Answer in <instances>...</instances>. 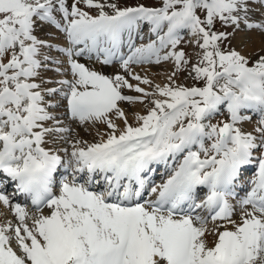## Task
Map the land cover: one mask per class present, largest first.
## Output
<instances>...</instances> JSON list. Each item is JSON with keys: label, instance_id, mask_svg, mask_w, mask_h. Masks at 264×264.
<instances>
[{"label": "snow or ice", "instance_id": "6c2138e0", "mask_svg": "<svg viewBox=\"0 0 264 264\" xmlns=\"http://www.w3.org/2000/svg\"><path fill=\"white\" fill-rule=\"evenodd\" d=\"M0 204V264H264V0H0Z\"/></svg>", "mask_w": 264, "mask_h": 264}, {"label": "rangeland", "instance_id": "374dc122", "mask_svg": "<svg viewBox=\"0 0 264 264\" xmlns=\"http://www.w3.org/2000/svg\"><path fill=\"white\" fill-rule=\"evenodd\" d=\"M127 2L129 4H135L138 2H151V0H127ZM246 35L245 33H238L236 35V37L233 39L232 43L233 45H239L240 43H238V38L241 37L242 41L245 39ZM252 36L255 37L256 40H258L259 42V34H251ZM191 40V37H189L187 34L184 35V39L181 42V44L178 45L177 50H184L185 53L188 55V57L191 58V62L195 63L196 62V55L195 53L198 51V49L195 47V45L193 43H190L189 41ZM141 41L137 40V43L139 44ZM251 46V45H250ZM126 50V49H125ZM246 51L248 49H245ZM82 62H86L87 61H82ZM98 69L103 70L106 73H112L114 70H118V64L116 65V68L114 69L113 67H103L100 64H96L95 65ZM135 66L138 65H133V69ZM151 65H140V68H147L150 67ZM159 66V65H158ZM160 67V68H159ZM159 67H157V69H154L153 72H151L149 78L154 80V83H160L161 85H163V83L166 82V77L168 75L171 74V72L174 70V66H173V62L172 61H168V62H163ZM187 77V72H182L179 74V77L177 79V83H183L185 85H192L194 83V81H192L190 78H186ZM133 83H135V81H133ZM143 86V85H142ZM147 87V86H144ZM137 109H142L143 106L142 105H137L136 106ZM223 117L217 116L216 119H222ZM255 120V117L253 118V121ZM215 122V121H214ZM75 127V125H73ZM247 126V127H246ZM252 124L251 123H245L243 125L244 128L247 129H251L252 128ZM77 131H79V134L81 137H83L85 140L88 141H93L94 140V134H90L89 132L84 131L82 128H78ZM157 182H159V178H157ZM3 208V209H2ZM5 207H3V205L0 204V221H3L5 219L8 220H13L14 217L11 213V211L9 209H6ZM3 212V213H2ZM35 212V210H34Z\"/></svg>", "mask_w": 264, "mask_h": 264}, {"label": "bare ground", "instance_id": "6f19581e", "mask_svg": "<svg viewBox=\"0 0 264 264\" xmlns=\"http://www.w3.org/2000/svg\"><path fill=\"white\" fill-rule=\"evenodd\" d=\"M242 42V38L241 37H239L238 38V43H241ZM256 46H259V42H258V40H256ZM249 47H251V46H249ZM160 66V65H159ZM159 66H157V65H151L150 67H147V68H140L139 66H135L134 67V70L137 72V73H139V74H141V75H148V76H150V74H151V72H153V70L154 69H157V67H159ZM160 68V67H159ZM247 127V126H246ZM245 129H247V128H245ZM249 130V129H248ZM14 199H15V197H14ZM2 205V204H1ZM4 207V206H3ZM32 208H34L33 206H32ZM3 209V208H2ZM6 210V209H5ZM44 211H45V213H47V209L45 208L44 209ZM30 212H34V211H30ZM3 213V212H2Z\"/></svg>", "mask_w": 264, "mask_h": 264}]
</instances>
